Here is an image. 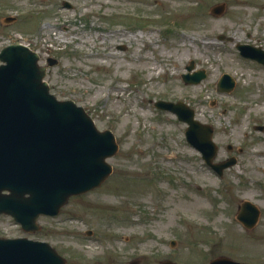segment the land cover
<instances>
[{"label": "rangeland", "instance_id": "1", "mask_svg": "<svg viewBox=\"0 0 264 264\" xmlns=\"http://www.w3.org/2000/svg\"><path fill=\"white\" fill-rule=\"evenodd\" d=\"M66 1L71 7L0 0V49L23 42L40 64L58 59L45 75L50 92L112 131V171L57 215L39 216L35 232L0 214V236L47 241L65 264H209L217 256L264 264V130L255 129L264 126V65L236 48L264 49V0ZM220 2L224 12L211 15ZM190 60L189 72H206L198 83L181 78ZM224 72L235 80L229 92L216 89ZM159 99L194 109L214 128V161L237 162L219 176L185 140L187 124L154 106ZM192 198L202 202L196 214L180 205ZM243 200L259 209L249 229L236 218Z\"/></svg>", "mask_w": 264, "mask_h": 264}, {"label": "water", "instance_id": "2", "mask_svg": "<svg viewBox=\"0 0 264 264\" xmlns=\"http://www.w3.org/2000/svg\"><path fill=\"white\" fill-rule=\"evenodd\" d=\"M223 10V3L210 9L214 15ZM237 47L241 54L264 63V51L246 44ZM38 60L37 52L21 43L0 50V213L11 215L31 232L40 228L39 215H56L71 195L99 186L112 171L107 158L117 150L111 130L98 129L81 105L71 99L59 100L49 92L43 78L46 68L57 59L47 57L45 65H39ZM193 66L191 60L186 69ZM204 76L199 70L182 74V79L197 83ZM233 86L232 78L223 74L218 90L230 91ZM154 105L187 123L186 140L219 175L236 162L234 156L213 162L218 149L212 139L213 128L195 119L187 104L157 100ZM258 215L252 203L243 201L237 218L251 228ZM0 264H65V258L46 241L0 237ZM159 264L176 263L164 260ZM209 264L244 263L221 256Z\"/></svg>", "mask_w": 264, "mask_h": 264}, {"label": "bare ground", "instance_id": "3", "mask_svg": "<svg viewBox=\"0 0 264 264\" xmlns=\"http://www.w3.org/2000/svg\"><path fill=\"white\" fill-rule=\"evenodd\" d=\"M180 205H183L192 214H196L200 210V208L202 207V202L198 198H194V199L192 198L187 202H181Z\"/></svg>", "mask_w": 264, "mask_h": 264}, {"label": "flooded vegetation", "instance_id": "4", "mask_svg": "<svg viewBox=\"0 0 264 264\" xmlns=\"http://www.w3.org/2000/svg\"><path fill=\"white\" fill-rule=\"evenodd\" d=\"M226 149H228V146H226ZM232 149H233V146L231 147V150H232ZM231 150H230V151H231Z\"/></svg>", "mask_w": 264, "mask_h": 264}]
</instances>
